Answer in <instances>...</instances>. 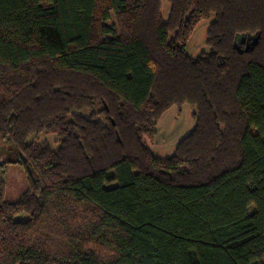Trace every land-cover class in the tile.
Listing matches in <instances>:
<instances>
[{
  "label": "trees",
  "instance_id": "obj_1",
  "mask_svg": "<svg viewBox=\"0 0 264 264\" xmlns=\"http://www.w3.org/2000/svg\"><path fill=\"white\" fill-rule=\"evenodd\" d=\"M180 103L194 127L152 155ZM0 141L27 183L0 264H264V0H0Z\"/></svg>",
  "mask_w": 264,
  "mask_h": 264
},
{
  "label": "rangeland",
  "instance_id": "obj_2",
  "mask_svg": "<svg viewBox=\"0 0 264 264\" xmlns=\"http://www.w3.org/2000/svg\"><path fill=\"white\" fill-rule=\"evenodd\" d=\"M161 7L162 17H166L169 3L162 1ZM211 19V15L209 18L201 19L193 28L185 45V52L189 56L195 57L199 52L208 50L207 27ZM244 44L241 43V49L244 48ZM193 110V107L187 103H180L170 105L161 113L155 123L154 137L144 136V141L152 155L165 156L174 150L178 141L195 125V117L191 114ZM40 139H46L51 146L57 143L51 134L41 135L38 137V140ZM10 147L11 145L8 146L0 141V181L2 182L0 193L6 200L18 198L27 187L24 168L14 162L15 156Z\"/></svg>",
  "mask_w": 264,
  "mask_h": 264
},
{
  "label": "water",
  "instance_id": "obj_3",
  "mask_svg": "<svg viewBox=\"0 0 264 264\" xmlns=\"http://www.w3.org/2000/svg\"><path fill=\"white\" fill-rule=\"evenodd\" d=\"M259 32L255 31L253 33H236L233 39V47L236 48L238 51L247 50L252 48L258 41ZM241 43L244 44V48H240Z\"/></svg>",
  "mask_w": 264,
  "mask_h": 264
}]
</instances>
